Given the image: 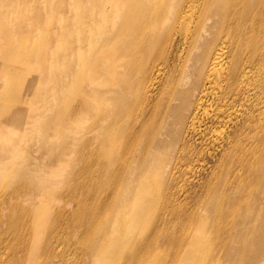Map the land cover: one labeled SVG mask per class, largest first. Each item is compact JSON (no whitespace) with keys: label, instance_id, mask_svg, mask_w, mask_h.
I'll list each match as a JSON object with an SVG mask.
<instances>
[{"label":"bare ground","instance_id":"1","mask_svg":"<svg viewBox=\"0 0 264 264\" xmlns=\"http://www.w3.org/2000/svg\"><path fill=\"white\" fill-rule=\"evenodd\" d=\"M52 13L56 45L16 52L14 23ZM36 81L46 106L28 116L10 98ZM0 119V138L34 131L40 148L14 173L36 197L16 191L0 207V264H155L160 248L163 264L264 262V0H0ZM8 147L0 187L15 169ZM77 147L86 182L69 177L76 157L61 158ZM204 166L192 198L215 194L180 233L193 216L183 177ZM238 206L244 219L230 220ZM203 244L216 249L205 262Z\"/></svg>","mask_w":264,"mask_h":264},{"label":"rangeland","instance_id":"2","mask_svg":"<svg viewBox=\"0 0 264 264\" xmlns=\"http://www.w3.org/2000/svg\"><path fill=\"white\" fill-rule=\"evenodd\" d=\"M53 13L50 15L49 19H45L44 16L42 15L39 19L38 22H36L37 19H32L31 22H23V21H19L17 20L16 24L14 23V27L15 26H21L23 28V35H21L19 33V35H15L12 36V40L11 42L14 44L19 45V47L17 49H15L16 52H24V54L26 53V49L23 48V43L25 45H27L30 41H36L35 45H36V49H37V53H39V45L41 43H43L44 41H47V43L49 44L50 48L54 47L56 45V41H55V29H56V19L52 18ZM55 17H56V13H55ZM13 30H8V36L5 37L6 41H9L10 38V32H12L13 34ZM33 30V33H32ZM16 31V30H15ZM30 32V33H28ZM46 43V42H45ZM7 58V57H6ZM21 61V59H20ZM25 65H31V63L29 64H25ZM29 77H39V69L35 66V64L33 65L32 68H30L29 70ZM43 82V81H42ZM38 83V81L30 83L27 85V89L23 90L22 93L20 94H13L12 97L10 98L11 102H18L17 100L21 99V109L23 112L26 111V114L28 116L34 114V113H41L40 110H42V108H44L46 106V104L44 103V101L40 98V97H36L33 94L30 95V93L33 91L36 93V90H43L45 89L43 86V83ZM30 96V97H29ZM21 103H19L18 105H20ZM92 118H89L88 116L83 117V119L80 121L82 123L81 128H85L87 127V125L89 124L90 120ZM3 122V119H0V124ZM76 127V125L74 126ZM37 131H39V128L37 129ZM26 133L25 137L22 140H19L23 134V132L21 130H18L17 127L16 129H13V134H10L9 132H5L3 134H1L2 138H0V140L2 139H6L8 141V148L11 150L8 154V161L9 163L7 164L8 169H10V167L12 168V165L15 164L12 172V175H8L5 177L6 180V185H1L0 187V207L2 205H4L7 202V199L9 198V195L11 193H15L16 191L20 192L15 193L18 194L17 195V200H23L25 205L28 204L26 200H28V198L30 197H36V195H30L29 190L27 189V187L25 185H19L16 183L19 181L18 178H15V171L19 170V168L21 167V165H26V163L28 161L31 160L32 157L36 156L37 153L40 150L38 143H37V136L36 133L34 131H24ZM84 132V131H83ZM49 134L50 136L52 135L51 130L49 129ZM13 135V137L10 139V137ZM67 135L70 136L69 132H65L63 137L61 139H63L64 137L66 138ZM81 138L84 140L85 139V135L82 133ZM15 142V143H14ZM14 143V145H13ZM15 144H17L15 146ZM13 145V146H12ZM2 149H6L7 147H1ZM51 148V146H49V148H45L43 149V156L48 154V150ZM12 149H14L15 151H13ZM61 149V148H59ZM67 154L65 156H62V161L63 162H67L69 161V157L72 155L73 157H76L74 162L72 163V167L69 173V177L72 176L73 173L74 176L76 178V180H80V182H86V178L83 177L84 174L87 175V172H85L86 170H88V163H89V157H88V153L84 150H78L77 148H67ZM25 151V152H24ZM2 156V155H0ZM7 159V158H6ZM25 161V164H24ZM210 162V161H209ZM208 162L207 165H209L210 163ZM18 164V166H17ZM20 164V165H19ZM53 165H57V162L52 163ZM84 165H86L87 167H82ZM51 166V164H49ZM210 168H207L206 166H204V169H201L199 171V173H196V177L194 179H189V177H183V183L184 185L180 186L182 187V190L187 194H188V200L190 199L189 205H187V209L185 211V213H193L192 219L190 220V222L185 226V227H181V228H177V230L180 233H184V234H193L194 228L197 227V224L195 222V216H204L207 214V206L208 204L206 203L207 200H211L212 196L215 193L206 195L204 200H199L196 201L197 203H195V201L193 200L192 196H193V189H200L201 184L203 183L204 179L206 178L207 174H208V170ZM47 171V169L45 170ZM66 175V173L64 174ZM72 177V178H73ZM58 179H55V181H60L62 182V177H56ZM74 182V181H73ZM72 183V181H71ZM178 183H176L177 185ZM56 186V185H55ZM61 186V185H60ZM152 192L150 193L151 197L155 198L156 200V208H154V213L152 214V216L156 213L155 211L157 210V208L160 206V200L159 198L161 197L159 192H157V187L156 185H154L152 187ZM13 190H15L13 192ZM20 190V191H19ZM199 191V190H198ZM80 196V195H79ZM234 197H236L237 200H239V195L234 194ZM6 199V200H5ZM9 200V199H8ZM13 200H15L14 198H12L10 201L11 204H13ZM36 200V199H35ZM34 200V201H35ZM4 202V204H3ZM51 203V202H50ZM59 206L58 204H54ZM72 207L71 205H66V208L69 209ZM107 213L109 216L110 221L113 219L114 217V213H115V209L114 206L111 207L110 210H106V211H100L97 215V218L95 220V223L98 225L99 221L102 219L103 214ZM244 211H243V206L237 208V210L234 212L233 217L230 216V220L236 217V219L238 218H242L244 219ZM257 219H260V216L257 215ZM235 220V219H234ZM201 226V224H200ZM202 227L204 228V225H202ZM45 228L46 226H43V229H41V231L45 232ZM40 230V228H39ZM248 236H250V234H248ZM237 245V243H236ZM203 252L201 254H197V258L200 259L202 262L207 261L210 257H212L214 255V253L216 252L215 248H210L209 246L203 244ZM159 255L157 256V260L155 262V264H163V262L166 259L167 253L162 251V248L159 249ZM69 258L71 260H73L76 257H71L69 256ZM256 260V259H255ZM255 264H264L263 260L261 261H255Z\"/></svg>","mask_w":264,"mask_h":264}]
</instances>
